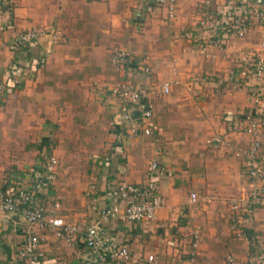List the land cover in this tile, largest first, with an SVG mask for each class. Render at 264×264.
I'll list each match as a JSON object with an SVG mask.
<instances>
[{"label":"crops","instance_id":"obj_1","mask_svg":"<svg viewBox=\"0 0 264 264\" xmlns=\"http://www.w3.org/2000/svg\"><path fill=\"white\" fill-rule=\"evenodd\" d=\"M152 2L0 0V24L5 26L0 35V81L13 63L23 76L18 88L0 89V185L27 186L58 147L62 152L80 147L95 153L79 162L85 157L71 152L68 159L74 162L69 164L60 156L57 181L35 199L48 215H62L80 227L71 243L48 228L40 230L43 264H102L103 251L90 249L84 239L92 222L103 224L114 244L129 247L139 264H227L229 254L239 264H264V204L251 202L235 211L228 200L246 197L253 188L250 161L239 153L252 137L231 130L253 103L245 81L234 71L239 55L259 52L264 57V46L257 43L254 25L246 37L229 43L226 55L212 59L198 51L195 41L196 36L207 37L195 22L199 0H177L173 19L164 8L150 11ZM36 26L58 27L64 34L65 42L55 41L45 67L36 62L47 44L44 39L19 51L9 47L15 35ZM112 47L129 53L125 66L112 62ZM143 65L152 68L151 77H146ZM123 79L147 89L154 104L151 134L143 129L149 122L125 118L111 94ZM165 82H172L168 94L163 92ZM31 115L48 119L39 129ZM80 122L88 123L80 129L83 138L70 135L67 129ZM107 122L112 124L108 127ZM57 124L59 136L53 143L54 129L46 133V126ZM261 140L264 165V134ZM157 156L165 168L161 175L149 171ZM122 179L139 185L156 182L164 205L154 219L107 220L92 209L96 203H115L108 198V188ZM193 192L197 201L191 199ZM27 226L21 212L0 208V264H25L19 252ZM197 227L201 243L197 259L191 260V232ZM149 255H155L156 262L147 261ZM251 255L262 258L251 261Z\"/></svg>","mask_w":264,"mask_h":264},{"label":"built area","instance_id":"obj_2","mask_svg":"<svg viewBox=\"0 0 264 264\" xmlns=\"http://www.w3.org/2000/svg\"><path fill=\"white\" fill-rule=\"evenodd\" d=\"M152 5H148L151 11L154 7L166 9L167 18L173 19L176 16L177 0H153ZM233 3L218 13L217 16L209 15L207 20L203 19L201 25L206 27L209 20H213L217 36L215 41L210 42L205 37L196 36L199 50L204 52L213 43H221L230 36L244 38L252 30L253 21L264 23V0L257 1L246 7H239ZM242 9V10H240ZM240 10V11H239ZM255 19V20H254ZM5 26L0 24V35ZM203 31V29H201ZM204 32V31H203ZM58 32H56L57 34ZM207 33L206 31L204 34ZM46 32L42 30H24L15 35L9 47L11 51H19L36 45ZM224 38V39H223ZM264 46V40L261 42ZM113 61L115 65L122 67L127 63L129 54L123 49L115 47L113 50ZM48 50L42 51L37 59V64L44 67L47 61ZM146 77L152 76V68L143 65L142 70ZM235 76L245 81L248 88L249 98L253 103L252 110L244 118L237 119L231 124V130L245 132L251 135L252 140L247 149H240L239 153L244 154L250 161L248 172L253 180V188L246 197H231L229 202L233 210L246 207L251 202L254 204H264V165L262 163L261 137L264 134V57L259 52L243 57L237 65ZM23 76L21 68L13 63L0 81V89L6 86L18 88L22 83ZM172 82L163 84V92L168 94L171 91ZM111 94L118 98L120 109L125 118L136 122L137 119L148 121L144 133L151 134L153 130L152 118L154 116V104L150 101L148 91L143 85L131 79L119 81L112 89ZM136 114V116H135ZM137 125L134 124L132 131L136 132ZM59 158L52 154L45 162L42 171L36 175L27 186L9 183L6 187L0 185V208L4 211L21 212L27 222L25 242L20 249L19 255L25 264H43L45 253L43 250V237L40 230L45 228L55 232L56 235L66 242L71 243L80 227L68 222L62 215H48V209L38 204L35 199L44 190H49L55 183L59 171ZM150 172H157L160 175L165 172L158 156L153 158L149 166ZM109 199H114L115 203L99 206L93 204V210L103 219H115L131 222H145L156 217L157 211L164 205V199L159 193L155 181L149 180L142 185L130 183L122 179L117 184L111 185L107 192ZM197 194L192 193V201H197ZM60 202L54 203L55 208H60ZM236 224V220L233 219ZM85 243L90 249L103 251L101 254L102 264H139L140 260L135 259L131 250L126 245L117 246L113 240L107 236V230L100 222H92L86 227L84 235ZM201 228L197 227L191 232V260H196L198 256L199 244L201 242ZM109 258V260H107ZM261 255H251V261H257ZM147 261L156 262L155 255H149ZM227 264H239L237 259L229 254L226 258Z\"/></svg>","mask_w":264,"mask_h":264},{"label":"rangeland","instance_id":"obj_3","mask_svg":"<svg viewBox=\"0 0 264 264\" xmlns=\"http://www.w3.org/2000/svg\"><path fill=\"white\" fill-rule=\"evenodd\" d=\"M200 2H199V4L196 6V10H197V12H200V13H196V15H197V18H195V22H196V25H198L197 27H198V29L199 30H201V29H203V31L205 32H207V33H205L206 34V36H207V40L208 41H210V42H213V41H215V37L218 35L217 34V32L215 31V25H213V20H209V23H208V25L206 26V27H204V25H201V21L203 20V19H205V20H207L208 18H206V17H208L209 15H214V16H217L218 15V13H222V11L228 6V0H226L225 2L224 1H219V0H199ZM237 1V0H236ZM256 1H262V0H256ZM236 3H238L237 4V6L238 5H245L246 7H248V6H250V4L252 3V0H242V1H237ZM236 3H234V4H236ZM14 6V5H13ZM251 7H252V4H251ZM256 7L257 6H255V8L254 9H256ZM252 10H254L253 9V7L251 8ZM240 10H242V9H240ZM239 10V11H240ZM176 14H177V8H176ZM258 23V24H257ZM254 25H255V27H254ZM263 26V27H262ZM253 27H254V29L253 30H255V35H256V37H257V39H258V41H257V43L258 44H261V42L264 40V23H262V22H258V21H256L255 23H254V21H253ZM262 27V28H261ZM56 29H51V28H46L45 26H36V27H31V28H28V29H25V30H34V29H36V30H42V31H45L46 32V35L45 36H42L41 38H40V41L41 40H45L46 41V46H45V48L43 49V51H45L46 52V50H48L49 52H47V58L53 53V51H54V48H55V46L57 45V42H55V41H58L59 43L58 44H63V42H65L64 41V34H63V32L60 30V29H58V27H55ZM253 30H251V31H253ZM24 31V30H23ZM56 32H58L57 34H56ZM255 35H251V37H253V36H255ZM224 39V38H223ZM239 38L238 37H233V36H230V37H228V38H225L224 39V41H223V44H221L220 42L218 43H213L214 45H207L208 46V48L204 51V52H202V51H200V50H198L199 52H201V53H203L204 55H207L208 54V57H211L212 59H217L218 57H220V56H222V55H226L227 54V48L229 47V43H232V44H234V43H237V40H238ZM231 41V42H230ZM241 45V44H240ZM115 47H112V49H114ZM117 48H119V49H123L122 47H117ZM124 51H126L125 49H123ZM127 52V51H126ZM128 53V52H127ZM241 53V52H240ZM129 54V53H128ZM244 57H245V54H244ZM243 58V55L241 54V56L239 55V57H238V60H240L241 61V59ZM111 60H112V62L114 63V61H113V51H112V53H111ZM240 63V62H239ZM238 63V64H239ZM47 64V61H46V63H45V65ZM115 64V63H114ZM45 65H43L44 67H45ZM237 67V66H236ZM216 77L214 74H210L209 76L210 77ZM239 81V80H238ZM240 82V81H239ZM31 118H32V120L31 121H33L34 122V125L36 126V127H39V129L41 128V125H43L42 123L44 122V121H47V117L45 116V115H35V116H30ZM30 118V119H31ZM87 118H90L89 119V121L91 120V117H89V116H87L86 117V119ZM29 120V119H28ZM88 120V119H87ZM85 121V120H84ZM88 123L87 122H80L79 123V125H76V126H71L70 128H69V130L67 129V131H68V133L70 134V135H72V136H75V137H80L81 136V138H83V133L82 132H80V129H82L83 127H85L86 125H87ZM96 124V123H95ZM110 124H112V123H110V122H107V126L109 127L110 126ZM48 126H49V124H48ZM48 126H46V133H48L52 128L54 129V131H52L53 132V136H52V138L54 139L53 140V143H54V141H56L57 139L56 138H58V136H59V124H57V125H54V126H50V127H48ZM45 127V126H44ZM72 128V129H71ZM43 129V128H42ZM47 129H49V131L47 130ZM102 129H103V127H102ZM102 129H100V130H102ZM44 130V129H43ZM99 130V133H105V131H100ZM66 131V132H67ZM65 132V133H66ZM88 136L90 135V136H92V134H87ZM93 136H95L96 138H98L99 136L98 135H95V134H93ZM57 142V141H56ZM90 150H92V149H89V148H80V147H76V148H73L72 150L71 149H67V148H65L64 149V152H62L60 149H59V147H58V149H57V156H58V158H59V161H60V163H59V171H60V169H61V159L63 160V158H61L60 159V156H64L65 158H66V160H67V163L69 164L70 162H74L73 161V159L72 160H69L68 158H70V157H73V156H71L72 155V153H74V156H76V157H81V158H83V157H85L84 159H82V160H79V162H87V157H89L90 155V153H93L92 155H95V153L94 152H90V153H88ZM72 152V153H71ZM54 154V153H53ZM61 154V155H60ZM52 155V154H51ZM51 155H48L47 157H46V160L51 156ZM102 155H104V154H102ZM78 162V163H79ZM67 164V165H68ZM64 167V166H63ZM66 167H69V166H66ZM58 177H59V174H58ZM58 177H57V179H58ZM57 179H56V181H57ZM56 185V184H55ZM93 206V205H92ZM92 209H93V207H92ZM96 212V211H95ZM236 220V219H235ZM201 243V242H200ZM199 246H200V244H199ZM192 251V250H191ZM190 251V252H191ZM197 259V258H196Z\"/></svg>","mask_w":264,"mask_h":264},{"label":"water","instance_id":"obj_4","mask_svg":"<svg viewBox=\"0 0 264 264\" xmlns=\"http://www.w3.org/2000/svg\"><path fill=\"white\" fill-rule=\"evenodd\" d=\"M135 116H136V114H135Z\"/></svg>","mask_w":264,"mask_h":264}]
</instances>
